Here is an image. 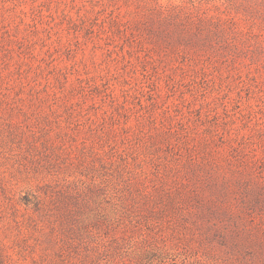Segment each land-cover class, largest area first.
Masks as SVG:
<instances>
[{
    "label": "rangeland",
    "instance_id": "1",
    "mask_svg": "<svg viewBox=\"0 0 264 264\" xmlns=\"http://www.w3.org/2000/svg\"><path fill=\"white\" fill-rule=\"evenodd\" d=\"M0 264H264V0H0Z\"/></svg>",
    "mask_w": 264,
    "mask_h": 264
}]
</instances>
